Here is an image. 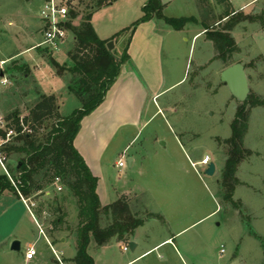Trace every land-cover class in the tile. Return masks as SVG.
I'll list each match as a JSON object with an SVG mask.
<instances>
[{
  "label": "rangeland",
  "instance_id": "obj_1",
  "mask_svg": "<svg viewBox=\"0 0 264 264\" xmlns=\"http://www.w3.org/2000/svg\"><path fill=\"white\" fill-rule=\"evenodd\" d=\"M43 1L0 0V30L14 21L17 27L22 23L34 25L35 34L42 31L39 6ZM145 1L113 0L93 11L94 29L100 38L113 41L116 57H121L129 36L128 28L141 16ZM94 5L95 0H73L72 24L78 25ZM244 5L247 7L235 10ZM163 12L167 16L196 18L179 30L162 20L158 25L164 36L165 85L181 81L165 90L155 102L150 100L145 117L158 107L162 108V114L149 119L139 131L125 129V136L119 141L116 138L107 151L109 165H103L109 198L115 200L119 192L131 191L125 198L132 212L144 218V223L128 241L112 239L101 247L91 243L88 253L94 264H264V31H260L264 30L261 24L264 0H172ZM232 18L240 21L229 31L237 47L231 62L243 64L250 96L245 106L248 121L243 136V146L250 154L235 172L238 180L232 197L237 203L235 207L222 200L219 181L228 157V145L223 141L231 134L230 124L241 102L220 80V71L226 63L216 57L207 32L191 41L203 26L220 29ZM3 36L0 31V46H6L8 51L9 45ZM72 43L73 35L69 34L58 49L36 46V50L24 55L28 66L26 76L7 74L8 83L0 84V117L6 123V130L16 132L8 116L18 111L20 133H34L37 141L46 140L57 117L47 118L34 128L22 119L28 116L40 96L46 95L43 93L60 85L66 87L67 73L57 74L49 57L68 65L67 50ZM11 64L12 61L7 67ZM54 97L60 106L59 116L80 107V101L73 94L63 95L60 102ZM256 101L258 104H254ZM171 131L178 134L182 150L174 144ZM17 134L8 144L20 145L15 140ZM133 134L137 135L124 154V158L134 156L133 166H128L126 161L123 167L115 166L120 146L129 142ZM4 144H0V149ZM1 155L11 175L9 167L23 154L1 152ZM203 156L215 164L212 176L203 173L204 164L190 166ZM25 199L26 202L9 190L0 195V264H60L58 258L62 264H74L77 203L63 181L55 179L42 193ZM39 208L43 211L34 214ZM58 215H64V230L52 231L51 222ZM108 220L101 218V225L108 224ZM167 237H171L170 241L161 243ZM61 238L65 241L61 242ZM14 239L20 241L17 252L10 250ZM129 241L135 243L133 249ZM31 244L37 255L24 261V253ZM221 247L223 253H220Z\"/></svg>",
  "mask_w": 264,
  "mask_h": 264
},
{
  "label": "trees",
  "instance_id": "obj_2",
  "mask_svg": "<svg viewBox=\"0 0 264 264\" xmlns=\"http://www.w3.org/2000/svg\"><path fill=\"white\" fill-rule=\"evenodd\" d=\"M112 1L95 0L92 10L78 25H73L72 21L65 24L73 35V43L67 50L68 65L60 64L52 56L49 57V63L56 69L57 74L67 73V90L78 98L80 107L75 108L66 116H59L55 97L41 95L40 100L22 121L29 122L34 128L35 124L40 125L47 118L57 117L46 140L37 141L34 133H20L19 114L18 111H13L8 118L12 119L15 125L16 133H18L15 140L19 141L20 145L8 144V140L0 149V153L23 154V157L16 160L14 166L9 167L10 178L4 173L0 174V195L9 190L19 197L29 198L33 194L42 193L43 189L52 185L55 179H61L67 190L75 197L77 224L73 231L76 245V253L72 259L74 264H94L92 256L88 253L91 243L96 247H101L112 239L128 241L134 230L144 223V218L132 212L129 201L125 197L106 205L101 204L96 192L98 179L92 174L73 145L81 120L101 104L106 92L115 82L122 64L129 58L128 42L139 23L156 18L174 29H181L188 22L196 20L193 16H165L161 0H147L141 8V16L128 28L129 36L121 57H116L113 50H108L106 47L108 39L100 38L91 23L93 11ZM72 16L74 13L70 15V18ZM239 21L232 18L220 29L210 30L209 26H205V32L216 50V57L226 63L225 67L233 63L231 59L237 50L229 31ZM261 22L264 27V22ZM27 67L25 63L13 61L3 72L9 77L15 74L24 77L27 74ZM249 98L248 95L247 100L238 107L230 124L231 134L223 141L228 145V157L225 160L219 185L222 190V200L234 207L237 203L232 197L238 183L235 172L238 164L250 154V151L243 146V136L248 121V111L245 106ZM254 104H258V101ZM0 136H5V132L1 129ZM41 211H43L42 208H39L33 213ZM53 211H58V209ZM147 215L155 216L154 213ZM101 218L109 219L108 224L102 226ZM64 223V215L56 216L51 222V230L63 231Z\"/></svg>",
  "mask_w": 264,
  "mask_h": 264
},
{
  "label": "crops",
  "instance_id": "obj_3",
  "mask_svg": "<svg viewBox=\"0 0 264 264\" xmlns=\"http://www.w3.org/2000/svg\"><path fill=\"white\" fill-rule=\"evenodd\" d=\"M161 2L164 11L167 6L172 3V0H161ZM145 3L146 1L142 2V6ZM245 7H247V5L234 9L241 10ZM160 21V19L152 18L148 21L141 22L136 26L128 42V60L122 64L119 75L106 92L101 104L91 113L82 118L79 131L73 140L74 147L83 157L92 174L98 179L96 192L102 205L109 204L118 198L132 194V192L128 190L119 192L115 200L109 198L103 178V165H109V158L107 156L108 149L116 138H118L119 141L125 136V129L130 128L139 131L141 127L146 125L149 119L157 114H162V108L160 107H158L152 115L148 116V118L145 117L144 112L146 106L150 103V100L155 102L165 90L170 89L173 85L181 81L179 80L174 84H170L168 87L165 85L162 64L164 36L158 28ZM17 26L16 22L9 21L7 27L0 30L2 35H4L5 43L9 45L8 51L6 50V46H0V59L7 60L5 68L8 63H11V61H16V63H18V61L21 60V63L27 64V59H25L24 55L30 53L32 50H36L37 44L42 39L40 30L37 34L34 33V25L32 27V25L29 26L27 23H22V25H20L21 27ZM205 26L202 27V30L193 34L191 41H193L199 34H203V31H206ZM39 28L42 30L41 21ZM184 40L188 41V37L184 36ZM211 43L213 44V42ZM5 75L7 76V74ZM42 90L44 91L43 88ZM43 94L56 96L57 99L59 98L58 101L60 102L63 95L66 96L71 93L68 92L65 85H60L58 88H52L50 92H45ZM59 107L60 106L58 105V109ZM171 133L174 144L179 146V148H181L180 150H182V142L178 134L173 131H171ZM136 135L137 134H133V137L130 138L129 142L120 146L121 153L118 154L115 166H117L118 161L124 160L127 162V159H131L130 167L133 166L134 156L128 155L124 158V154L130 143L135 139ZM164 144H166V142H164ZM203 157L196 162H191L190 166L193 167V165L200 162ZM111 169H113V166H110V170ZM184 170L185 172H189L190 169ZM17 197L22 199L19 196ZM170 238L171 237H167L161 241V243L169 242ZM31 246H33V244L29 245L24 253V261H28L27 259H29L26 257V252ZM36 255L37 252L34 256Z\"/></svg>",
  "mask_w": 264,
  "mask_h": 264
},
{
  "label": "built area",
  "instance_id": "obj_4",
  "mask_svg": "<svg viewBox=\"0 0 264 264\" xmlns=\"http://www.w3.org/2000/svg\"><path fill=\"white\" fill-rule=\"evenodd\" d=\"M73 0H44L40 6H39V18L42 22V31H41V41L37 44V46H44L47 48H53L58 49L59 46L65 41H67V37L69 34H72L68 27L65 26V24L68 21H71L70 18V9L72 6ZM7 60L0 59V70L3 72L5 68ZM0 83L3 85L8 83V78L3 72V76L0 77ZM6 123L5 121L0 117V129L5 130V136L1 137L0 144L6 143L16 132L12 129L6 130ZM5 157L1 155L0 153V167L5 175H7L10 178V174L7 170V167L5 166ZM209 162V157L205 156L201 159L198 164H204L207 165ZM125 165L124 160H120L117 163L118 167H122ZM58 189H61V187H58ZM24 202H26V199L20 196ZM39 231L43 234V231L38 224ZM123 249H127V246H124ZM224 252V248H220V253ZM36 251L31 246L27 252L26 257L31 258L35 255ZM58 258V257H57ZM58 261L60 264L62 262L58 258Z\"/></svg>",
  "mask_w": 264,
  "mask_h": 264
},
{
  "label": "water",
  "instance_id": "obj_5",
  "mask_svg": "<svg viewBox=\"0 0 264 264\" xmlns=\"http://www.w3.org/2000/svg\"><path fill=\"white\" fill-rule=\"evenodd\" d=\"M113 41H108L106 43V47L108 50L113 49ZM3 76V72L0 70V77ZM220 80L223 85L227 86L231 95L236 98L241 103L246 101L249 95V86H248V78L244 69V66L241 62H234L224 69H222L220 73ZM131 159H127V164L130 166ZM206 176H212L215 173V164L213 161H209L203 171ZM64 241V238L60 239ZM128 245L131 249L135 247V243L133 241H129ZM11 251H19L20 250V241L14 239L10 243Z\"/></svg>",
  "mask_w": 264,
  "mask_h": 264
}]
</instances>
